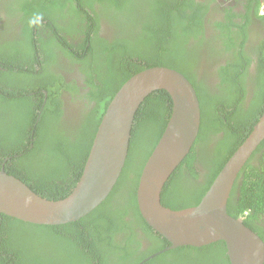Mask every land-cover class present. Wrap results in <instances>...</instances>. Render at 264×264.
Here are the masks:
<instances>
[{
	"label": "flooded vegetation",
	"instance_id": "af4514ba",
	"mask_svg": "<svg viewBox=\"0 0 264 264\" xmlns=\"http://www.w3.org/2000/svg\"><path fill=\"white\" fill-rule=\"evenodd\" d=\"M121 4H124L122 6L125 8L122 13L118 11V6ZM164 4L172 10L170 18L172 21L166 25L162 32L163 30L157 26V23H162L160 16L165 13L163 10L167 11L164 9ZM181 5L174 0H92L91 5L88 4V0H0V71L10 72L6 68H2V66H6L16 72L12 73L11 77H0V104L4 105V110L12 113L13 99L18 96L14 91H19L25 85L30 89L26 93L30 99L25 106L23 104L19 108V111L21 113L25 111L26 115L18 121H8L7 126L0 129V143L3 142L2 138L5 143L9 142L7 139L15 140L12 142L11 150L20 149V152L14 154L16 160L14 163L9 162V165L17 169V172L30 182L28 185L31 186L34 182L39 185L42 183L39 181L40 178L47 176L50 172L49 177H54L58 169L67 168V172L71 173L79 171L86 160L96 132L93 131L91 123L97 121L98 116L101 118L109 100L129 75L147 67L157 65L170 67L174 66L173 64H179L183 58L181 66L186 65L191 69L192 74L188 77L193 85L203 82L204 88L210 95L215 93L228 95L229 90H224L225 86H223L221 77L224 69L233 64H239L241 59L245 61L249 58L248 66L243 69L236 68L244 72L246 90L244 106H249L254 99L258 76L261 79L260 62H264V14L256 7L257 1L192 0V4L188 7H181ZM131 7L134 9L132 12L129 10ZM197 8L205 13L202 31L198 35L189 30L184 33L181 31V27L184 25L185 28L191 21L180 16V9L188 14L198 10ZM101 9L105 11L102 12ZM126 9L129 11L128 14L125 13ZM75 10L88 11L92 15V19L97 14L98 22L94 23L93 20H88L90 18L86 19L83 14L77 17ZM146 12L149 13V19H143ZM150 15L153 17L150 18ZM80 18L84 19L80 20ZM72 19L76 22L73 24V28H69L71 33H66L56 27L59 25L57 23L68 25ZM147 21H149L148 24H146ZM124 23L129 26L126 28L128 31L119 32ZM94 24L98 25V28L94 30L87 28L88 25L93 26ZM145 28H148L149 31H156L162 37L169 38L176 35V42H178L177 37H183V44L172 46L166 53L164 50L161 51L163 46L160 41L153 46L147 45L144 40L139 43L142 37H158L156 34L147 35V31H144ZM126 29H122V31ZM61 36H64L66 40L61 39ZM117 38L130 41L129 45L125 43L129 49H125V52H122L120 56V51L115 49L113 56L110 50H107L108 43H115V40H119ZM83 42H86L85 48L81 47ZM119 44L116 43L117 48L121 47ZM90 45H94L92 50H89ZM95 47L98 55L93 56ZM106 51L108 57L105 54ZM28 68L33 70L32 74H38L39 77H35V79L31 77L30 82L28 80L19 81V78L26 80L24 73L19 71L22 69L23 72H27ZM240 70L238 73L241 72ZM124 74L128 77L124 78ZM122 79L124 81L116 89ZM100 83L101 85H99ZM9 100H12L11 104H5ZM235 108H225L220 114L223 122L228 126L231 125L230 118ZM263 108L264 104L263 106L257 104L255 113L263 111ZM43 116L48 117L44 127L49 133L40 134L38 137L42 138L45 147L52 149L53 145L55 146L54 150L49 151L51 157H61L62 159L65 157V162H44L47 153L43 150L40 153L42 156L40 161H34L33 164L41 171V174L38 173L40 178L36 180L27 176L28 166L25 165L27 160L24 158L18 160V158L27 154V149L30 150L34 147L32 141H37L36 134L37 131L39 132V124L44 122ZM253 118L249 123L241 122L242 125L236 126L235 128L239 129L237 131L241 134L250 131L256 123H252ZM165 126L166 124L164 128ZM7 131L20 134L11 136ZM90 132H94V135L89 141ZM56 133L59 135L53 137ZM223 137L224 132L221 130L218 133L211 132L204 141L197 143L195 147L196 163H200V159L205 155L203 146L205 151L212 150L219 141H215L216 138L222 139ZM236 140H239V137H236ZM229 145L230 142L228 147ZM257 149L251 161L256 166L264 163V147L260 151ZM2 158L4 162H1V166L11 159L10 156ZM195 165L199 170L204 166L202 164ZM216 166L213 165L212 169L214 170ZM44 167L51 171H47L46 174ZM61 177H64V174L46 181V187L50 188L53 183L59 182ZM77 178L78 174L75 172L72 176H65V180H70V184ZM31 187L33 188V186ZM68 187V185L65 186V188ZM73 187L71 186L70 189ZM167 191L171 192V187ZM180 194L181 197L187 196L186 191L178 192L179 196ZM47 195L51 196L50 193ZM125 220L129 221L130 217L126 216ZM258 224L264 228L263 220ZM130 225L132 227L135 225L136 235L141 237V248L148 247L153 241L152 236L145 233L138 225ZM130 230L131 227L128 226L127 230L123 229V233H117V231L112 239L129 241L124 238V233L130 232ZM69 256L70 254H67L63 259L69 258ZM145 258L147 257L143 259Z\"/></svg>",
	"mask_w": 264,
	"mask_h": 264
},
{
	"label": "trees",
	"instance_id": "16d2710c",
	"mask_svg": "<svg viewBox=\"0 0 264 264\" xmlns=\"http://www.w3.org/2000/svg\"><path fill=\"white\" fill-rule=\"evenodd\" d=\"M174 1L182 4L181 7H188L192 4V0ZM256 1V7L259 8L261 0ZM170 2L172 3L173 1ZM88 4L91 5L92 0H88ZM122 5L124 4L118 6V11L121 13L125 10ZM165 5L166 4H164V9H167L168 13L166 14L167 11L162 9L163 12H165L160 16L162 23H157V26L163 30L162 32H164L166 25L172 21L170 19L172 10ZM129 10L132 12L134 9L131 7ZM200 10L201 9H198L187 14L183 9H180V16L184 19L188 18L187 21H191L188 26H185V28L183 25L181 31H184L185 33L189 30L196 35L202 31V23L205 13L203 10ZM101 11L104 12L105 10L101 9ZM74 12H77V17H79L80 14H83V17L86 19L90 18L88 20H93L94 23L96 21L98 22L99 16L97 14H95L92 19V15L86 10H75ZM128 12V9H126L125 13L128 14ZM152 17L153 15H150V18ZM144 18L149 19L148 12L143 15V19ZM81 19L83 20L84 18H80V20ZM75 22L76 21L72 19L68 25L57 23L59 25H56V27L66 33H71L69 28H73ZM148 23L149 21L146 22V24ZM95 26V24L93 26L88 25L87 28L94 30L95 28H98V25ZM127 27L129 28V26L124 23L119 32L128 31L126 29ZM122 29L126 30L122 31ZM178 29L179 27L177 26V30ZM144 31H147L146 34L149 36H152L151 34H156L158 37H142L140 40L141 42L139 43H142L144 40L147 45L153 46L160 41L163 46L161 51L164 50L166 53L169 52L172 46H181L183 44V37H177L178 42H176V35L168 38L166 36L162 37V35L154 30L149 31L148 28H145ZM177 34L179 35V33ZM61 39L66 40L64 36H61ZM117 39L119 40H115V43H108L107 50H110L113 56L115 55L113 53L115 49L120 51L119 56L122 52H125V49H129L128 45L130 44V41L127 39L123 40L122 38ZM116 43H120L119 45L121 47L117 48ZM125 43H128V45H125ZM81 47L85 48L86 42H83ZM93 47L94 45H90L89 50H92ZM95 49L96 47L94 50ZM105 54L108 57L107 51ZM96 55H98L97 49L93 56ZM249 60V58L245 61L241 59L239 64H233L229 68L226 67L224 69V73H222L221 77L223 86H225L224 90H229L228 95H224L225 93H215L214 95H210V93L204 88L203 82L199 83V85L196 83L194 84L201 108L200 129L190 153L172 173L163 188L161 202L165 206L173 209H180L197 204L221 167L237 146L243 142L249 132L247 131L245 134H241L237 131L239 129L235 127L242 125L241 122L249 123L254 116L252 123L256 122V118L260 115L262 110L256 114L255 108L257 104L262 106L264 104V70L261 61V69H259L261 79L258 76L257 85L255 87L256 90L254 91V99L249 106H244V100L246 98L245 79L244 72L240 69L248 66L247 62ZM182 61L183 58L179 64H173L175 67L172 65L170 67L180 70L188 77L192 74L191 69L186 65L181 66ZM237 67L240 68V73H238L239 70L236 69ZM2 68H6L10 72L0 71V77H11L12 73H16L12 69H8L6 66H2ZM31 71H33L31 68H28L27 72H23L21 69L19 72L24 73L23 75L26 77V80L19 78V81L28 80L30 82L31 80L29 79L31 77L32 79L39 77L38 74H32ZM131 75L132 74H130L129 77ZM124 76V78L128 77L126 74H124ZM123 81L124 79L120 81L116 86V89ZM99 85H101V83ZM29 90L30 89L25 85L23 88H20L19 91H14L18 96L13 99L12 113H8L4 110V105L0 104L1 130L7 126L8 121L12 120L15 122L26 115L25 111L23 110L24 113H21L19 108L23 104L25 106L30 99L26 96V93ZM4 102L6 101L4 100ZM11 102L12 100H9L5 104H11ZM171 103L168 93L164 90L154 91L146 97L136 113L135 122L131 132L128 155L117 183L114 185V188L107 198L94 210L81 218V220L64 225H40L24 222L0 214V264H137L144 257H149L151 254L168 246L170 242L157 234L140 215L136 201V188L144 162L160 137L167 118L170 115ZM232 107H236L230 118L231 125L233 124L234 127H232L233 125L228 126L227 123L223 122L220 115L224 111L223 109H231ZM99 119L100 116H98L97 121L91 123L93 131H96ZM47 120L48 117L43 116L44 122L39 124V132L37 131L36 134L37 141H32L34 142V147L30 150L27 149L26 151L28 153L18 158V160L24 158L25 160L30 161L31 166L26 169L28 173L27 176L33 177L36 180L40 178L41 171L39 168L37 169L36 166H33V164L34 161H40V158H42L40 153H42L43 150L47 153L44 162H65V157L63 159L61 157H51L52 155L49 151L54 150L55 146L53 145L52 149H49L47 146L45 147L44 143H42V138L38 137L40 134L49 133L44 127L45 124H47ZM220 130L224 132V137L222 139L216 138L215 141H219L212 150L207 149L205 151V147L203 146L205 155L200 159V163H196L195 147L197 143L204 141L211 132L218 133ZM7 133L11 136H17L20 134H17L14 131H7ZM57 135H59V133H56L53 137ZM93 135L94 132H90L89 141ZM236 137H239V140H236ZM2 140L3 142L0 143V168L4 167L8 173L19 177L27 184L30 183L17 172V169L9 165V162L14 163L16 160L14 154L20 152V149L16 151L11 150L12 142L15 140L10 141L7 139V141H9L7 143H5L3 138ZM229 142L230 145L228 147ZM48 146L51 147L50 145ZM227 147L228 149H226ZM262 147H264V140L259 145L257 151H260ZM3 156H10L11 159L6 161L4 166H1V162H4V159L2 158ZM253 158L254 156L247 161L246 165L238 175L228 199L227 210L232 216L244 217V223L264 239V228L258 224V222L261 223L262 220L264 221V163L256 166V164L251 162ZM195 164H202L204 166L199 170L196 169L197 167ZM213 165H217L214 167V170L212 169ZM42 169L43 167L41 170ZM45 169L46 174L47 171H51L49 168ZM67 170V168L64 170H56L57 173L54 177H49L51 174L50 172L47 176L45 175L43 178L39 179L42 183L38 182L39 185H37V182H34L31 185L33 188H31L35 189L41 195L50 193L51 197L54 199L60 198V196L64 197L70 192V187L74 186L77 182V180H74L72 184H70V180H65V176H72L73 172L79 175L81 172V169L79 171H73L72 173L70 171L67 172ZM39 172L40 174L38 176ZM63 174L64 177H61L59 182L56 181L50 188L46 187V181L58 178ZM67 185L69 187L65 188ZM170 187L172 190L171 192L167 191ZM181 191H186L187 196L181 197V194L179 196L178 192ZM175 192L177 193L176 195ZM126 216L130 217L129 221L125 220ZM130 224L138 225L145 233L152 236L153 241H151L148 247L141 248V237H139L138 234L136 235L135 225L132 227ZM128 226L131 227V230L128 233H124V238L129 241H117L112 239L115 232L118 231L117 233H123V229L127 230ZM73 252L76 253L73 254ZM67 254H70L69 258L63 259ZM142 264L230 263L223 242L217 241L201 247L180 246L170 249L148 258L147 261Z\"/></svg>",
	"mask_w": 264,
	"mask_h": 264
},
{
	"label": "water",
	"instance_id": "95a60500",
	"mask_svg": "<svg viewBox=\"0 0 264 264\" xmlns=\"http://www.w3.org/2000/svg\"><path fill=\"white\" fill-rule=\"evenodd\" d=\"M158 90L168 93L171 112L142 167L136 201L144 221L170 244L138 264L180 246L201 247L217 241L223 242L230 264H264V239L244 223V217L232 216L227 210L238 175L264 140V108L197 204L180 209L165 206L161 202L163 188L190 153L201 124L193 83L183 72L168 66L147 67L130 76L114 93L97 125L77 182L66 196L54 199L41 195L1 167L0 214L33 224L64 225L94 210L118 181L137 111L146 97Z\"/></svg>",
	"mask_w": 264,
	"mask_h": 264
},
{
	"label": "crops",
	"instance_id": "0c3cea01",
	"mask_svg": "<svg viewBox=\"0 0 264 264\" xmlns=\"http://www.w3.org/2000/svg\"><path fill=\"white\" fill-rule=\"evenodd\" d=\"M260 4L261 5H260L259 9L261 10V7L264 6V0H261V3Z\"/></svg>",
	"mask_w": 264,
	"mask_h": 264
},
{
	"label": "rangeland",
	"instance_id": "374dc122",
	"mask_svg": "<svg viewBox=\"0 0 264 264\" xmlns=\"http://www.w3.org/2000/svg\"><path fill=\"white\" fill-rule=\"evenodd\" d=\"M25 165H27L28 167L31 166L30 161H26V162H25Z\"/></svg>",
	"mask_w": 264,
	"mask_h": 264
},
{
	"label": "built area",
	"instance_id": "2783aa9c",
	"mask_svg": "<svg viewBox=\"0 0 264 264\" xmlns=\"http://www.w3.org/2000/svg\"><path fill=\"white\" fill-rule=\"evenodd\" d=\"M260 11H261V13L264 14V6L261 7V10Z\"/></svg>",
	"mask_w": 264,
	"mask_h": 264
},
{
	"label": "bare ground",
	"instance_id": "6f19581e",
	"mask_svg": "<svg viewBox=\"0 0 264 264\" xmlns=\"http://www.w3.org/2000/svg\"><path fill=\"white\" fill-rule=\"evenodd\" d=\"M196 141V140H195Z\"/></svg>",
	"mask_w": 264,
	"mask_h": 264
}]
</instances>
